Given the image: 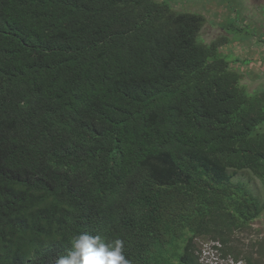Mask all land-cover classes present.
Masks as SVG:
<instances>
[{
    "label": "trees",
    "instance_id": "obj_1",
    "mask_svg": "<svg viewBox=\"0 0 264 264\" xmlns=\"http://www.w3.org/2000/svg\"><path fill=\"white\" fill-rule=\"evenodd\" d=\"M205 22L166 0H0V264H55L83 232L130 264H210L200 238L232 256L264 210L234 181L264 182V91L198 41Z\"/></svg>",
    "mask_w": 264,
    "mask_h": 264
},
{
    "label": "rangeland",
    "instance_id": "obj_2",
    "mask_svg": "<svg viewBox=\"0 0 264 264\" xmlns=\"http://www.w3.org/2000/svg\"><path fill=\"white\" fill-rule=\"evenodd\" d=\"M166 1L178 11L202 14L206 22L198 41L223 42L219 55L229 61L231 69L240 73L241 84L251 94L264 91V0ZM257 129L264 131V123ZM234 181H239L264 201V182L252 173L240 172ZM232 235V256H228V260H222L221 252L214 249L222 244L210 238L198 239L201 260L218 259L221 264H228L234 255H239L242 264L247 263L246 257L254 264H264V210L249 227L235 230Z\"/></svg>",
    "mask_w": 264,
    "mask_h": 264
},
{
    "label": "clouds",
    "instance_id": "obj_3",
    "mask_svg": "<svg viewBox=\"0 0 264 264\" xmlns=\"http://www.w3.org/2000/svg\"><path fill=\"white\" fill-rule=\"evenodd\" d=\"M69 243L55 264H130L122 239L106 241L98 234L83 232L72 236Z\"/></svg>",
    "mask_w": 264,
    "mask_h": 264
},
{
    "label": "built area",
    "instance_id": "obj_4",
    "mask_svg": "<svg viewBox=\"0 0 264 264\" xmlns=\"http://www.w3.org/2000/svg\"><path fill=\"white\" fill-rule=\"evenodd\" d=\"M221 255V254H220ZM221 257V256H220ZM222 260H228L229 258L227 257H221ZM230 262H228V264H242V261L239 260V261H235L234 258H232L231 260H229ZM205 262V261H204ZM205 263H210V264H221L220 261L217 259L215 261H211V262H205Z\"/></svg>",
    "mask_w": 264,
    "mask_h": 264
}]
</instances>
